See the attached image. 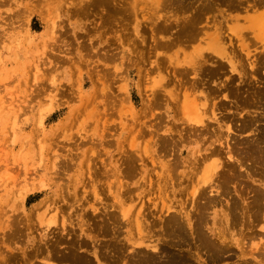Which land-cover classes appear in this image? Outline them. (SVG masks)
<instances>
[{"label": "bare ground", "instance_id": "bare-ground-1", "mask_svg": "<svg viewBox=\"0 0 264 264\" xmlns=\"http://www.w3.org/2000/svg\"><path fill=\"white\" fill-rule=\"evenodd\" d=\"M111 1L112 0H92V4H109ZM155 1L154 3H156ZM114 2L116 3V1ZM182 2L179 0H163L161 1V3L158 2L162 6H168L166 7L168 8V10L170 9L169 7H171V16H173L174 14L173 10L177 12L179 8V12L181 11V8H183V12L181 11L182 13H185V11L188 9L191 10V15L189 16L188 14H186L188 15L186 17L181 13L179 15V12H177V15H179L178 17H181V15L184 17H182V20L180 18L179 21L176 20L173 22L171 21L173 19H171L170 22L166 21L165 17V21H163L162 23L161 21L159 23L155 22L156 24L154 23L153 26L156 35H158L157 32L163 35L166 32H169L173 27V32H175L172 33L173 37L171 38L165 37L166 39L164 38L162 40L161 38L159 39L157 37L152 38L153 40L158 41V43L155 42V45H152L154 46L152 50H157L158 47L160 48V45L165 48L170 47L172 49V46L175 44L184 45L185 43L196 41V44H194L193 46L194 55H192L188 59H186V56H183L184 58H182L181 60H179L178 54L176 55L178 56V58L172 55V61V57H170V54L167 52L169 60L167 58L166 59L170 61L169 63H175V65L177 64V66L173 68L171 75L172 78L169 77L170 74H168L167 72V75L165 77H161L160 80L162 82L161 84H157V89L155 85H152L153 89H150V94H148V92L146 91L147 94L145 95L144 100H141V112L146 110L151 111V109L154 108L155 111L158 107H162L163 109L162 112L157 114L155 111L152 116V120H154V122L152 121L151 123H148L149 125H147L146 123L144 124L143 122L138 123L141 128L143 127L141 130L142 133H145V127L151 128V130H149L148 132L146 130L151 140L148 143L146 142V145L144 147L142 146V149H134V145H131V150L129 148L130 152L123 151L125 154H120L122 156L121 160V156H119L118 158L120 161L116 158V160H118L120 163H117L118 165H115V167H113L115 169L111 167V170L122 173V176L121 174H119V178L122 177L123 179V175L125 174L127 176L131 175L130 177L132 178L134 175H140L141 177L142 174L145 175L146 173H148L144 168V160L145 157H147V165L150 161L152 165L151 169L154 170L157 168V170H154V175L152 174L155 179L150 178L151 174H148V177L142 176V181H140L139 177V182L138 180H136L134 183H132V187L127 186L124 189V192H122L127 196V198L129 196V198H132V200H140V203L142 201V198L145 197V193L149 192L151 194H155V198L158 197L161 199L160 206L158 205L156 207L157 201L154 200L152 202V210L147 213H143L145 208H143V210L139 209L138 212H136L130 220L128 218V210L125 209L128 205L125 204L124 206L123 204V207H121L120 204V207H117L118 205L114 203L116 199L117 201H120V197H122L121 192L114 193L112 192V189L109 190L112 192H110V195L113 194V196L110 197H113V199L115 200L112 203V200H110V203L107 202L105 204H107L108 206H115L116 208L113 207V209H97L89 202L90 197L89 199L88 197H86V190L84 189L83 194H81V198H78L76 194L78 190L75 191L74 186L73 197L75 200H77L76 202H78V200H81L79 206L81 207L82 211L76 214L77 219L75 220H77V222L75 224L77 227L75 228L77 230L73 228L74 226H72L74 220L69 221L67 220L66 216L58 225L47 228L50 226V223L53 224L55 221V216L53 215L45 225V228L40 229L39 232L38 230H35V233H38V238H36V234H34L35 236H31L32 239L27 240L30 241V243L34 244H30V246L32 247H29L30 249L27 248L29 249L27 251L26 249L20 247H23L22 242L24 240L22 239H24L23 237H25L24 234L27 235L28 231L33 228V216L31 215V213H24L18 216L11 215L12 217L9 215L6 220L1 223L2 226H0V234L3 240H5L4 242H6V239L7 242L11 240L10 243H12L13 245L12 240H14L15 242V239L19 240L22 238L20 240L22 241L20 242V244L22 243V246L19 245V248L21 249V252L19 254H17V252H12L14 251L12 250L14 249V246L12 247L10 243L9 246L11 247L9 248H11V250H9V253L8 251L6 252L2 249L3 252L5 251L6 253L11 254L12 257L9 256V260H13L14 258H16L15 256L18 255L17 258L22 259H19V262H24H22L21 264H35L39 260V264H51L50 260H52V263L55 262V264H220L222 261L233 257L235 258V261H239V263L237 264H264L263 241V243L257 242L253 245H250V247L247 249V246H245V243L242 240L243 238L234 239L232 238V235L230 233V229L232 230L233 228L241 224L246 229V233H243V235L245 234V236H247L248 241L257 237L259 239L260 235H264V190H262L260 187H257L256 185L252 186L250 185V183L248 184L247 181V185L244 182L249 192L252 193L251 199L249 200L248 198H246L248 197L246 193L247 191H245L246 197H243L245 196V194L243 193V191H240L242 190V188L237 186L238 182H241L245 177L247 180V178L249 177L253 178L259 183H262L261 185L264 187V0H201L200 2H197L195 6H191V4L189 5V3L184 4V2ZM127 4L130 7L133 5H130L129 3ZM94 5L93 7H95ZM110 5L108 7H110ZM87 7L88 6H86L85 8L87 9ZM119 7H117V5L115 8L113 7L115 9V12L116 8L118 9ZM82 8L84 9V7ZM110 8L111 9H109L110 11L108 15L112 14L114 11L112 7ZM122 8H120V11H122ZM115 12L113 14H115ZM125 13L123 12V14ZM116 14L118 15V12ZM130 14L132 16L133 13ZM112 15H110L109 17H112ZM134 15H136V13ZM131 16H129L128 14V17ZM106 17L107 14L105 18ZM134 17L135 16H133V18ZM109 20L110 19H108V21ZM140 33L144 32L141 31ZM86 35L87 33H85L84 36ZM164 36H167V33ZM161 37L163 38V36ZM135 43L136 42H134V44ZM138 44L139 43H137V46ZM156 44L158 46L157 48L155 47ZM79 47H81V45H79ZM139 48L142 49L141 47ZM108 50L112 49L108 48L107 51ZM86 51L87 50L85 49V52ZM176 53H178V51ZM181 53H183V51ZM188 53L187 54L190 55V52ZM90 55H92V53ZM103 57H105L106 59L112 58L111 53L110 58L107 57V55ZM181 57L182 56H180V58ZM136 58L139 57L136 56ZM134 61H132V63ZM179 63L180 66H178ZM163 65L161 64L162 68ZM113 69L114 68H112V71ZM110 71L108 70L107 72ZM113 73L114 72H112V75ZM107 74L109 75V73ZM171 85L175 86V89H177L178 92L174 90V92H171V90L167 88ZM75 86L77 87V84ZM103 86L105 87V84ZM103 90L108 96V90L105 91L104 88ZM112 92L114 91H111V93ZM121 92H123V90ZM160 94H164V96H167H165L166 98L162 99ZM115 95L122 96L121 94L117 93ZM214 98H217V101H213ZM90 100L91 99H89V101ZM109 100L112 99L110 98ZM109 100L105 99L104 102H107L106 104L111 106V104L114 102V98L110 102L111 104H108ZM115 102H118V98ZM121 103L116 104L118 105V107H120ZM209 103L211 106L208 105ZM106 104L105 106H107ZM122 106H124L123 103ZM104 108L105 107L103 106L102 109ZM116 109L114 108V110ZM149 111L148 113H150ZM38 115V124L40 126L43 123V113L40 112ZM95 115L97 114L95 113ZM145 115L146 113L143 116L145 117ZM162 115L165 118L170 117L169 121L163 122ZM72 118L74 119V117ZM141 123H143L145 127L143 125H140ZM124 124L125 123H122L123 126H125ZM88 125H86V127ZM40 128L41 127H39V129ZM160 130L162 131V133L159 132ZM231 131L236 132V134L230 133ZM138 132L140 131H137V133ZM140 133H138V135ZM243 133H245V135L239 138V135ZM230 134H232L233 137H231L232 135ZM138 135L134 136L138 137ZM141 135L144 136V134ZM191 137H194V139H191ZM69 140L67 141V143L69 142ZM75 140L76 139H74V141ZM94 140L97 143L98 139ZM105 140H103V142ZM86 141L88 140H85V142ZM184 141H186L187 143L188 141L189 143L193 141L196 143V146L190 147L188 149V147L184 144ZM85 142L83 141L84 144ZM92 142L93 141H91L90 143ZM95 142L94 144H96ZM110 142L112 141L110 140ZM94 144H92V146ZM121 144L124 143L121 142ZM148 145L151 146L148 148ZM75 147L76 146H74V149ZM66 154L69 156V153L66 152ZM66 154L65 156H67ZM55 156L57 160V154ZM81 156H83V154ZM54 157V161L52 163H54L55 165V171L53 172L56 173L58 165H61L62 167L63 161L60 162L61 164H57ZM147 159L149 160L147 161ZM71 160L72 158H70V161ZM58 161H60V159H58ZM121 164H123V167L121 166L120 168ZM64 165L68 167L67 165L69 164L67 163ZM180 166L182 167V169L178 170ZM66 167L61 170L60 173L58 172L59 177L61 176L60 174L62 173V171H64L65 169V171L68 170ZM69 167L72 168V166ZM241 167H244L245 169V172H243L245 176L243 175L241 170H239V168L241 169ZM88 171H90V169H88ZM95 171L97 170H94V172ZM152 171L150 170V172ZM91 172L92 171L88 172V174L91 175ZM98 172L100 171L98 170ZM104 172L106 173L107 171ZM109 174L110 169L109 173L107 172L106 176H108ZM90 175H88V177ZM100 175L98 176L100 177ZM113 175L115 174L113 173ZM54 176L53 179L55 178ZM51 177L52 176H50V178ZM85 177H87V175ZM110 177H112V175ZM241 177H243V179ZM119 178L117 179L116 177L117 181H115V183L118 182ZM130 179L131 178L127 180H129L130 182ZM240 179L241 181H239ZM42 181L44 180H41V182ZM82 182L85 183L84 181ZM232 182H235V188H239L235 189V191H237L236 195L234 193L235 191H232V193L230 192L231 190H229V184ZM72 184L70 188H72ZM125 184L127 185V182ZM66 185H62V188H64L63 186ZM86 185L88 186L87 183ZM86 185L85 187L87 188ZM120 185H118V187ZM40 186L41 188H44L45 182H42ZM109 186L110 188H112L113 185ZM119 188L121 189V187ZM32 189L33 187L24 190V195H21L20 206L25 205L28 195L26 197L24 196ZM20 190L22 191L21 188ZM58 190H60V192L63 190L66 193L65 188ZM92 193L94 197L98 196L99 194L98 192H96V189L93 190ZM185 193L186 195H189L188 198H185L184 200L177 199L178 195L185 196ZM231 193L234 195H232ZM89 194L87 196H91ZM64 196H66V198L68 199L72 198L67 197L68 195L64 194L60 198L62 199V201H65ZM17 197L19 198V196ZM98 197L100 198V196ZM104 197L105 196H103L102 199L106 198ZM152 198L154 199V197ZM245 199L249 201H245ZM94 200L96 201L97 199L93 198V201ZM132 200H130L131 203L133 202ZM56 201H53V203H56ZM66 202L67 201L61 204H54V209L58 210L59 212H64V209L66 208H64V204H67ZM50 203L52 202L50 201ZM122 203H124V201H122ZM39 204H45L44 207L46 206V203H44V201H41ZM140 208H142V206H140ZM38 219L40 222H42V215H38ZM129 222L132 223L131 227H133L134 229V234L128 235L126 233L123 234L122 237H120L122 235H120V233L123 232L122 227H125ZM256 225L259 226L258 229H255ZM227 235H229L230 237H228ZM259 241H261V239ZM1 242L3 243L2 240ZM233 246H236L238 250L233 248ZM20 249L17 250L19 251ZM248 256H251V258H247ZM10 257L14 258L10 259ZM39 257L41 259L36 262V259H38ZM4 261L6 262V260ZM14 261L17 262L18 260ZM12 262L10 263L12 264Z\"/></svg>", "mask_w": 264, "mask_h": 264}, {"label": "rangeland", "instance_id": "rangeland-1", "mask_svg": "<svg viewBox=\"0 0 264 264\" xmlns=\"http://www.w3.org/2000/svg\"><path fill=\"white\" fill-rule=\"evenodd\" d=\"M114 1H116V3ZM154 1L155 0H123V1L112 0L111 1L112 3L110 2L109 4L94 5L92 4V0L89 1L88 0H0V226H2L1 223H3L9 215L18 216L24 213L26 214L31 213V215L33 216L32 217L33 230L30 229L27 235L24 234L25 236L23 237L24 239L21 238L22 240H24L23 242L20 241L21 239L19 240L15 239V242L14 240H12L13 241V245H12V243H10L11 240L9 241L8 239L9 242H7L6 239L7 242L6 243L4 242L5 240H3L0 234L1 236L0 264H6V263L11 264L10 262L12 261H13L12 264H21L23 261L22 262L19 261L22 259L17 258L18 256L17 254L21 252L20 248L26 249L28 251L30 249L29 247H32L30 246V244L33 243H30V241L27 240L32 239V237L35 236L34 234H36L35 232L37 230L39 232L40 229L45 228V225L50 220V218H52L53 215L55 216V221L53 224L50 223V226L47 228L58 225L64 219L65 216L69 221L74 220L72 225L74 226L73 228L77 227L75 224L77 222V220H75L77 219L76 214L82 211H81V207L79 206L81 200H78V202H76L77 200H75L73 197L74 186H75V191L78 190V192H76L77 197L81 198L82 196L81 194H83V190L85 189L86 190L85 193H87L86 197H88V199L90 197L89 202L97 209L99 208L113 209V207L115 206H108L107 204H105L107 202L110 203V200H112L111 203L115 200L113 199V197H110L113 196V194L110 195L111 191L109 190L112 189V192L114 193L121 192L122 193V197H120L121 202L117 201L116 199L114 203L118 205L117 207L120 206L123 207V204L124 206L125 204L128 205L125 209L128 210V218L130 220L131 217H133L135 213L138 212L139 209L143 210V208H145L143 213H147L150 210H152V206H153L152 202L154 200L157 201L156 207L158 205L160 206L161 199L158 197L155 198V194H151L149 192L145 193L144 195L145 197L142 198L141 203L139 202L140 200H136V201L132 200V198H129V196L127 198V196L123 194L124 189L127 186L132 187L133 186L132 183L138 180L140 175H136V176L134 175L135 177L133 176L132 178L130 177L131 175L127 176L125 173H123L125 175H123V179H122V177L119 178L120 177L119 174H121L122 176L121 172L118 173L116 171L111 170L113 167H115V165H118L120 163L119 161L122 158L120 154H125L123 151L130 152L131 145H134L133 146L134 149H142V146L144 147L146 145V142L148 143L151 140L149 138L150 136L147 134V132L151 130V128L145 127L144 124L146 123L147 125H149L148 123H151L152 121L154 122V120H152L153 119L152 116L155 113V111L157 114L162 112L163 109L162 107L160 108L158 107L157 110L155 111L154 108L151 109V111L146 110L141 112L140 111L141 100H144L147 92L148 94H150L151 91L150 89H153L152 85L153 86L155 85L157 89L158 86L157 84H161L162 82L160 80L161 77H165L167 75L166 74L167 72L168 74H170L169 77L172 78L171 75L173 68L176 67L177 64L175 65V63L172 62H171L172 64L169 63L170 61H168L169 60L168 53L170 54V57H172V61H173V56H176L177 54L179 55V60H181L185 56L186 59H188L189 57L194 55L193 46L194 44H196V41L191 43L189 42L185 43L187 45L189 44L188 46L185 44L184 45L175 44L173 45L174 48L172 46V49L170 47L165 48L160 44H159L160 45L159 48L156 44L155 47L156 48L158 47V49L152 50L154 47L152 45H155V42L158 43V41H155L152 38L157 37L159 39L161 38V40L164 39L165 37L171 38L173 37L172 33L175 32V31L173 32L174 29L173 27L169 32H166L168 37L164 36L166 35V33L162 35L157 32L158 35H156L153 26L155 22L159 23L161 21L162 23L163 21H165V19L166 21H170L171 19H173L171 21L174 22L176 20L179 21L180 18L182 20L183 16L187 17L188 15L189 16L191 15V10L188 9L189 11L186 10L185 13H182L183 8H181L182 12L178 11L180 9L179 8L177 12H179L178 13L179 15L180 13L183 14V16L181 15V17H178L179 15H177V12H175L174 10L173 12L174 14L176 13L175 14L176 16L174 14L173 16H171L172 14L171 7H169L170 9L168 10V8H166L168 6L166 7L164 5L162 6L160 3L163 0L161 1L157 0L155 1L156 3H154ZM179 1L182 2L183 0H179ZM200 1L201 0H190V1L184 0L183 2L184 4L189 3V5L191 4V6H195V4ZM127 3H129L130 5L133 4L132 6L134 11L132 9V6L130 7ZM93 5L95 7H93ZM109 5L114 10L113 13L115 12L114 8L116 7V5L117 7L122 5L118 9L116 8L115 14L118 12V15L112 13L113 15L110 14L112 15V17H109L110 15H108V13L110 11L109 9H111L110 7H108ZM86 6H88L87 9L85 8ZM123 6L126 8H124ZM82 7H84L85 11ZM92 7L95 9H93ZM120 8H122L121 9L122 11H120ZM123 12L124 13L126 12L125 13L126 15L123 14ZM134 12L136 13V15H134L135 14ZM78 13L81 15H79ZM105 13L107 14L108 18L107 17L105 18L106 16ZM130 13H133L132 16ZM128 14L131 17H128ZM133 16L135 17L133 18ZM108 19L110 20L108 21ZM141 31L144 33H140ZM150 32L151 33L153 32L155 34L153 33L151 34ZM85 33H87L86 36H84ZM161 36H163V38ZM85 37L87 38V40ZM141 37L142 38L144 37L145 40L144 38L142 39ZM134 42L136 43L134 44ZM137 43H139L138 46ZM79 45H81V47H79ZM86 45H88L89 48ZM139 47H141L142 49H140ZM108 48L112 50L107 51ZM85 49L87 50L86 52ZM177 51L178 53H176ZM182 51L183 53H181ZM188 52H190V55H188L189 54ZM91 53L92 55H90ZM110 53L112 57L111 59H106L105 57H103L107 55V57L110 58ZM164 53L167 55H165ZM136 56L139 58H136ZM180 56L182 57L180 58ZM176 57L178 58V56ZM132 61L134 62L132 63ZM160 63L162 65L164 63L166 68L164 67V65L162 68ZM178 66H180V63L178 64ZM111 67L114 68L113 71ZM108 70L110 72H107ZM114 70L117 72H115ZM105 72L106 74L109 73V75L107 74L108 77L105 74ZM112 72H114L113 73L114 76L112 75ZM74 84L75 85L77 84V87ZM102 84L103 85L105 84L106 88ZM123 86L125 87V89ZM103 88L105 89V91L108 90L107 92L108 96L104 92ZM167 88L171 90V92L174 91L178 92L177 89H175V86L171 85ZM122 90L123 92H121ZM111 91L114 92L111 93ZM115 92L117 94H121L122 96L119 95L116 96ZM103 94H105L106 96ZM160 95L162 99L166 98L165 96H167V95L164 96V94H160ZM110 98L112 100L114 98L113 100L114 102L117 101L118 98V102L115 103L113 102L111 104L110 102L112 100H109ZM89 99L91 100L89 101ZM105 99L109 100L108 104H111V106L113 105L112 108L110 105L106 104L107 102L106 103L104 102ZM120 100L122 101L124 106H122ZM213 101H217V98H214ZM116 103L117 104L121 103L120 107H118ZM105 104L107 106H105ZM208 105H210V103ZM103 106L108 110L105 108H104L105 110L102 109ZM114 108L115 109L118 108V109L114 110ZM148 111L150 113H148ZM40 112L43 113V123L39 126L38 114ZM95 113L97 115H95ZM145 113L146 115L144 117L143 115ZM72 117H74V119ZM162 117H163L162 118L163 122L169 121L170 119V117L165 118L163 115ZM136 118L139 121H137ZM140 122L144 123V124L141 123L140 125H143L146 128L147 132L144 128L145 133L144 132L142 133L141 130L143 127L141 128L138 124ZM122 123H125L124 124L125 126H123ZM36 125L38 126V128ZM86 125L88 126L86 127ZM39 127L41 128L39 129ZM122 128H124L125 130ZM161 130L159 132L162 133ZM137 131L141 132V133L138 132L140 133L139 134L140 138ZM230 133L236 134V132L234 131H231ZM141 134H144V136H142ZM134 135H138V137ZM241 135H239L240 136L239 138L243 137L245 133ZM231 137H233V135ZM134 138L135 140L137 138L138 139L135 141ZM74 139H76L75 140L76 142L74 141ZM94 139H98V141L96 140L98 144L95 142ZM191 139H194V137H191ZM68 140H69L68 143L70 144L67 143ZM85 140H88L90 142L93 141V142L92 143L88 141L85 142ZM103 140L105 141L103 142ZM110 140L112 142H110ZM83 141L85 142V144L83 143ZM120 141L125 145L121 144ZM94 142L96 144H94ZM184 142L183 143L188 147V149L190 147L196 146V143L193 141H191L190 143L189 141L188 143L186 141ZM92 144L94 145L92 146ZM74 146H76L75 149ZM150 146L148 145V148ZM66 152L69 153V156L71 157H69L66 154ZM53 154L55 155L57 154V160H56V156ZM65 154L67 156H65ZM82 154L83 156H81ZM119 156H121L120 160L118 159ZM53 157L55 158L57 164L63 161L62 167L61 165L60 166L58 165V168L56 167L57 168L56 173L53 172L55 171L54 170L55 165L54 163H52L54 161ZM70 158H72L71 160L72 162L70 161ZM116 158L119 161L116 160ZM146 158L147 157H145L144 160L145 167L144 166L143 167L146 169V172L148 173H146L145 175L142 174L141 177L142 176L146 177L148 174L154 175V170H157V168L154 170L151 169L152 165L150 161L148 162L147 165ZM58 159H60V161H58ZM148 160L149 159H147V161ZM103 161H105L106 163ZM67 163L69 164L67 165L68 167L64 165ZM64 166L68 170L65 171L66 170L65 169L64 171H62V173L60 174L61 176L59 177V173L61 172V170L65 168ZM69 166H72V168ZM121 166L123 167V164L120 165V168ZM93 167H95L96 169ZM108 167L110 169V174L112 172L115 174L113 175L112 173L111 174L112 177H110L111 175L109 174L110 176L109 175L108 176L110 178L106 176L107 172L109 173ZM88 169L92 171L91 175L88 174V172H90L88 171ZM181 169L182 167L180 166L178 170ZM243 169L244 167L243 168L241 167V169L239 168V170H241L242 173L245 172V169L244 170ZM94 170L97 171L94 172ZM98 170L100 172H98ZM150 170L153 171L150 172ZM104 171L107 172L105 173ZM53 173L55 174V176ZM100 174L101 175L103 174L104 177L103 175L101 176ZM86 175L87 177H85ZM88 175L90 176L88 177ZM98 175H100V177ZM151 175L150 178L155 179L154 176L152 175L153 176L152 177ZM50 176H52L51 177L52 179L50 178ZM53 176L55 177L54 179ZM56 176L60 179H58ZM116 177L117 179L119 178V180L121 179L120 180L121 183L119 182V180H118L119 184L118 182L115 183V181H117ZM141 177L139 178L140 181H142ZM129 178H131L130 182L129 180H127ZM241 178L243 179V177ZM41 180H44L42 182H45V187H44L45 189L41 188L40 186L42 183ZM243 180H242L243 183L244 182L246 183L247 181L248 184L250 183V185L252 186L256 185L257 187H260L262 190H264V187L261 185L262 183L257 182L253 178L248 177L246 180L245 177ZM62 181L65 183L67 182L66 183L67 185ZM82 181H84L85 183H83ZM110 181L112 184L110 183ZM239 181H241V179ZM242 181L238 182V185L236 183V185L242 188V190L240 191H243V193L245 194V196L243 197H246V193H247L248 197L246 198L250 200L252 193L249 192V190L247 189L246 187L247 183L245 185V183L243 184ZM126 182L127 185L125 184ZM128 182L131 184H129ZM86 183L88 184V186L86 185ZM232 183L229 184V190H231L230 192L232 191L234 192L235 189H239V188H235L236 187L235 182L233 184ZM71 184L73 185L72 188H70ZM83 184H85L87 188ZM91 184L92 185L95 184V185L92 186ZM123 184H125L126 186ZM62 185H66L63 187L66 189V193L68 194H66L65 191L63 190L61 192L60 190H58V189H64L62 188ZM109 185L111 186L113 185L112 188H110ZM118 185H120L119 187H121V189L118 187ZM32 187L33 189L31 191L28 190L29 192L24 196L26 197L28 195L27 202H25V205L20 206V199H21V195H24V190ZM101 187L102 189L104 188L103 189L104 191L101 189ZM20 188L22 189V191L20 190ZM46 189L49 190L47 191ZM95 189L96 192L99 193L98 196H100V198L98 196H96L97 198L93 196L92 192ZM68 190L71 191L69 192ZM245 191L247 192L245 193ZM57 192H59L62 195L64 194L68 195L67 197L73 198V199L72 198L68 199L66 198V196H64L65 201H67L66 202L67 204H64V208L66 207L64 209V212H59L58 210L54 209V204L57 203L61 204L65 202L62 201V199H60L62 195H60ZM234 193L236 195L237 191H235ZM30 194H35V195H30ZM88 194L91 196H87ZM17 196H19V198ZM103 196H105L106 198L104 197L105 199H102ZM92 197L97 200L93 201ZM152 197H154V199ZM188 197L189 195H186L185 193V196L178 195L177 199L184 200L185 198ZM130 200H132L133 202L131 203ZM249 200L245 199V201H249ZM41 201H44V203H46L45 207H44L45 204H39ZM50 201L52 203H50ZM53 201H56V203H53ZM122 201H124V203H122ZM140 206H142V208H140ZM38 215L39 216L42 215V220H41L42 222L39 221ZM129 223L126 224L125 227H122L123 232L120 231L121 232L120 235L122 234L120 237H122L123 234L126 233L128 235L134 234V229L133 227H131L132 223L130 224ZM236 227L233 228L232 230L230 229L232 238L234 239L243 238L242 240L245 243V246H247V249L250 247V245H253L257 242L259 243L264 242V235H260L259 239L257 237L255 239H250L248 241L247 236H245V234L243 235V233H246L245 231L246 229L244 228V226L240 224ZM258 227L259 226L256 225L255 229H258ZM227 236L230 237L229 235ZM35 237L38 238V233L36 234ZM260 239L261 241H259ZM1 240L3 241V243L1 242ZM20 242L23 243V244L21 243L23 247H20L22 246ZM9 243L11 244L12 247L14 246L13 247L14 249H12L14 251L12 252L13 253L17 252L16 254L17 256H15L17 259L14 257H13L14 259L11 258L12 257L11 254H8L9 250H11V248H9L11 247L9 246L10 245ZM233 248L238 250L236 246H233ZM2 249L5 250L6 252L8 251V253H6L5 251L3 252ZM17 249L20 250L18 251ZM7 256H8V261H7ZM9 256H11L10 259L13 260H9ZM247 258H251V256H248ZM39 259L41 258L39 257L38 259H36V262ZM4 260H6V262ZM14 260H18V261L16 262ZM39 261L35 264H39ZM50 263L55 264V262L52 263V260H50ZM221 263L237 264L239 263V261H235V258L232 257L222 261Z\"/></svg>", "mask_w": 264, "mask_h": 264}]
</instances>
